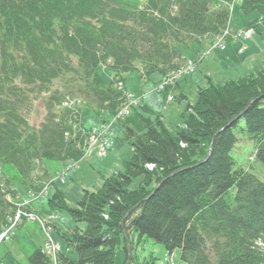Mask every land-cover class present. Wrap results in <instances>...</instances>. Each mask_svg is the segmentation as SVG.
Listing matches in <instances>:
<instances>
[{
	"label": "trees",
	"instance_id": "obj_1",
	"mask_svg": "<svg viewBox=\"0 0 264 264\" xmlns=\"http://www.w3.org/2000/svg\"><path fill=\"white\" fill-rule=\"evenodd\" d=\"M143 1L132 9L110 0H0V229L13 212L6 196L16 195L3 165L37 194L49 183L43 161L82 157L86 117L115 118L125 106L117 85L127 75L144 82L178 71L186 64L178 47L204 48L230 18L214 0ZM239 8L261 16L264 0ZM261 73L199 88L175 135L136 110L116 118L134 153L125 171L83 191L75 208L57 203L58 191L48 197L55 212L84 225L55 228L76 261L64 254L54 261L39 247L29 264H114L118 246L134 251L138 264L144 238L178 250L184 264H264V174L255 175L264 170ZM34 101L43 110L38 127L29 122ZM238 132L254 145L248 168L232 157Z\"/></svg>",
	"mask_w": 264,
	"mask_h": 264
},
{
	"label": "rangeland",
	"instance_id": "obj_2",
	"mask_svg": "<svg viewBox=\"0 0 264 264\" xmlns=\"http://www.w3.org/2000/svg\"><path fill=\"white\" fill-rule=\"evenodd\" d=\"M113 3L121 4L128 6L132 9H136L141 6V0H110ZM241 0H236V7L241 4ZM227 5V1H224ZM234 5V6H235ZM234 9V8H233ZM231 14V27H234L235 32L239 31L247 26V20H253L256 16L252 15L249 18L245 19L236 15L237 8ZM233 16V18H232ZM245 19V20H243ZM258 30H261L259 27ZM216 38L209 39L208 45L204 47V56L196 60L197 46L191 45L190 48H185L183 46L178 47V51L184 55L187 59L192 60L193 62L197 61L194 64V68L186 71L187 74L182 76H175L176 73H170L165 75L166 86L164 90H160L161 85H158L162 82L160 74H152L148 81L141 82L137 73H132L127 75L124 78V86L127 90L126 93L128 98V113L124 117H128L131 114L132 110H136L138 114L145 115L151 118L150 123L152 126H155L157 129L162 130L165 128L167 132L171 135H175L183 127V119L186 116L187 107L196 104L197 102V92L198 86L200 88H207L210 84L212 85H223L224 80L228 81V73L233 75L232 72H229L232 68L228 63H225L220 68L214 70L213 79L210 77L204 76L201 78V73H203L202 68L204 67L205 54L208 53V49L213 50L215 48ZM254 40V39H253ZM252 41H243L247 44L248 50L243 57H247L245 60L238 59L239 56L235 55V63L232 64H243L246 60L251 63H254L260 71L248 74L246 76H241V78H247L251 75H254L259 72L264 75V40L258 45L252 44ZM206 43V42H205ZM203 51V48H199ZM230 53L228 51L221 53V60L226 59ZM193 57V58H192ZM237 58V59H236ZM211 59V58H210ZM203 62V63H202ZM231 71V70H230ZM105 78L111 79L114 75L112 70L103 71L102 73ZM236 78V77H232ZM240 78V79H241ZM204 79L207 80V84ZM233 81H237L232 79ZM120 83V81H119ZM118 84V83H116ZM115 84V85H116ZM158 85V86H157ZM177 87V88H176ZM169 93L175 98L167 106H165L164 96ZM182 96V97H179ZM142 117V116H141ZM43 119V110L41 103L39 101H34L33 108L30 111L29 122L34 127H38ZM243 121L240 125L243 126ZM84 127L86 129L90 128H103L102 137L91 138L89 134L84 138V146H88L89 143H92L93 147L97 148L102 145V142H106V153L103 158H99L94 155L92 151L82 155L80 160L77 163V169L75 172H68L64 175V182H60L57 176L61 174L62 169L66 163H59L54 161H43V168L46 169L48 178L53 179L54 185L50 187L49 193L47 196L42 197V190L38 192V198L30 196L31 192L28 185L24 184L21 177L19 176L17 170L11 165H3L1 167V172L5 177L9 178L13 184V188L16 191V195H7L6 199L12 202L13 212L6 219V224L0 229L4 231L10 224V220L14 217L18 211L21 213V219L17 224V227L14 229L13 236L9 241L0 243V264H29V257L31 254L42 247L46 242V237L43 231L40 222L35 221L40 219L44 226H56L52 221L58 224L62 229H73L75 226L79 228L84 226L83 224H76L72 221L69 214L66 211L55 212L52 205L48 206V197H52L55 191H58L55 201L57 203L64 204L70 208H75L77 202L82 198L83 191H96L101 188L105 180L113 177L117 173L124 172L127 166V163L132 160L134 157L133 149L123 140L122 131L119 123L114 120V117L108 113H104L101 116L96 114H89L84 122ZM236 137L239 139L236 148L232 152V157L237 162L238 166H243L248 168L249 163L252 160V155L254 154V145L253 143L243 139L241 134L235 133ZM92 149V148H90ZM39 167L38 173L42 177L45 174L42 168ZM255 167V166H254ZM258 171V167H255ZM149 172H153L151 167H147ZM264 170H261L260 173H255L259 178H262ZM141 181L137 179L131 185V189L135 188L136 185ZM62 193H60V192ZM46 192H44L45 194ZM35 194V193H34ZM32 204V205H31ZM31 205V206H27ZM33 214L35 219L33 222H28L26 215ZM59 217V218H58ZM57 218V219H56ZM52 239L63 245L58 236L52 231ZM137 256L139 260L138 264H184L179 258V251H174L173 254H168L164 247L152 242L151 240L145 239L141 244H138ZM128 249H130L128 247ZM125 255L122 246H118L115 251L114 264H124L126 259V264H136L133 263L131 258L133 257L134 251H130ZM70 258L76 261V254L70 253ZM155 260V261H154Z\"/></svg>",
	"mask_w": 264,
	"mask_h": 264
},
{
	"label": "crops",
	"instance_id": "obj_3",
	"mask_svg": "<svg viewBox=\"0 0 264 264\" xmlns=\"http://www.w3.org/2000/svg\"><path fill=\"white\" fill-rule=\"evenodd\" d=\"M225 1L232 2V0H225ZM215 4L216 5H221L222 2H220L218 0H214V5ZM236 6L237 5L233 6L234 9L232 8V15L234 14L233 11L237 8L236 15L239 16V17H241V18H242V16L245 19L249 18L252 15H255L256 16V14L253 13V14H250V15H248V16L245 17L241 13V11H240V8H239L240 4H239L238 7H236ZM232 18H233V16H232ZM245 19H243V20H245ZM247 21L249 23V22H252L253 20H250V21L247 20ZM231 22L232 21L230 20V23H229V32L230 33H235L234 27H231ZM248 23H247V25H248ZM258 33H259V35L254 38L252 44L258 45L259 43H262V41L264 40V34H262V31L261 30H258ZM248 42H250V41H248ZM226 43H227L226 44L227 46H226V49L224 51H217L216 50V51H214L212 53V56L211 57H209L208 59L204 60L205 63H204V67L202 68L203 73H201V78L200 79H202L206 75V76L210 77L209 79L212 80L213 79L212 77L214 76V74H213L214 73V70L216 68L222 67V66H218V65H223L225 63H228L232 67V68H230L231 71L230 70H228V71L229 72H232L233 75H231L230 73H228V75H227L228 81H233L232 79L237 80V79H240L241 76L243 77V76H246L248 74L254 73L256 71H260L258 69V67L254 63H251L248 60H246L241 65L240 64H237V65L234 66V64H232V63L233 62L235 63V57H236L235 55H238L239 56L238 59H240V60H245L247 58V57H243V56L246 54V52L248 50V46H247V44H244V42H240L239 40H236V39H228L226 41ZM207 45H208V41H207ZM199 48L200 47L197 46V50L195 51L196 54L199 51H201ZM226 51H228L230 53V55L226 59L221 60V53H224ZM261 70H264V69H261ZM232 77H236V78H232ZM226 81H227V79L224 80L225 83H226ZM205 82L207 84V80L206 79H204V84H205ZM197 88L199 89L200 87L198 86ZM56 225L59 226L58 224H56ZM60 228H62V227H60Z\"/></svg>",
	"mask_w": 264,
	"mask_h": 264
},
{
	"label": "built area",
	"instance_id": "obj_4",
	"mask_svg": "<svg viewBox=\"0 0 264 264\" xmlns=\"http://www.w3.org/2000/svg\"><path fill=\"white\" fill-rule=\"evenodd\" d=\"M260 22H264V16H262L260 19H259ZM255 34V31L253 28H250L244 32H241L239 34V37L244 39V40H249L253 37V35ZM228 36L227 32H224L222 35L218 36L216 38V43H215V48L217 49H220V50H223L225 48L224 44H223V40L225 39V37ZM194 68V64L189 62L185 67H183L182 69H180L179 71L176 72V75L175 76H182L184 74H187L186 71L190 70ZM175 74V73H174ZM166 82H163L161 84V88L160 90H164V87L166 86ZM171 97H168L167 98V102H170L171 101ZM125 114H127V110L124 109L120 114L119 116H124ZM94 137H102L99 133H97L96 130H93L92 131V134H91V138H94ZM105 146H106V142H102V145L97 147L98 148V156L99 157H104L105 153H106V149H105ZM90 148H93V145L92 143H89V147L87 149V153H89L91 151ZM148 167H151V166H148ZM75 166L70 164L67 166L66 170L64 172H67V171H71V170H74ZM152 168V167H151ZM26 218L28 221H33L35 219V216L33 214H28L26 215ZM21 219V213L18 211L14 217L12 219H10V225L4 230V231H1L0 232V243L1 242H5V241H8L13 233V229L14 227L18 224V222L20 221ZM36 220H39V222L41 223L44 231H45V234L48 238V242L47 244L45 245V248H44V252L51 256L53 259H55L56 255L57 254H60L61 253V249H60V245L57 244L56 242L52 241L49 237V233L51 231V227L50 226H44V224L42 223V221L40 219H36Z\"/></svg>",
	"mask_w": 264,
	"mask_h": 264
},
{
	"label": "bare ground",
	"instance_id": "obj_5",
	"mask_svg": "<svg viewBox=\"0 0 264 264\" xmlns=\"http://www.w3.org/2000/svg\"><path fill=\"white\" fill-rule=\"evenodd\" d=\"M250 28H253L254 29V31H255V34L253 35V37L251 38V39H249V41H252L255 37H257L258 35H259V33H258V28L257 27H255V26H247L242 32H244V31H246V30H248V29H250ZM263 32H262V34H264V27H263V30H262ZM224 32H227V34H231L230 32H229V29H227V30H225ZM223 32V33H224ZM235 39V38H234ZM236 40H239V38L238 37H236ZM226 48H224L223 50H219V51H224Z\"/></svg>",
	"mask_w": 264,
	"mask_h": 264
}]
</instances>
